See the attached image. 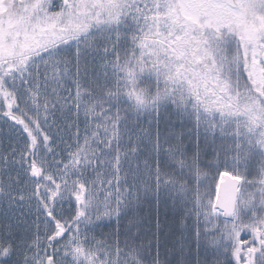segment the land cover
Returning a JSON list of instances; mask_svg holds the SVG:
<instances>
[{"label": "snow or ice", "instance_id": "obj_1", "mask_svg": "<svg viewBox=\"0 0 264 264\" xmlns=\"http://www.w3.org/2000/svg\"><path fill=\"white\" fill-rule=\"evenodd\" d=\"M0 264H264V0H0Z\"/></svg>", "mask_w": 264, "mask_h": 264}, {"label": "rangeland", "instance_id": "obj_2", "mask_svg": "<svg viewBox=\"0 0 264 264\" xmlns=\"http://www.w3.org/2000/svg\"><path fill=\"white\" fill-rule=\"evenodd\" d=\"M218 179V178H217Z\"/></svg>", "mask_w": 264, "mask_h": 264}]
</instances>
